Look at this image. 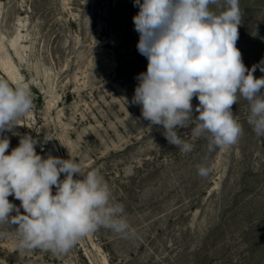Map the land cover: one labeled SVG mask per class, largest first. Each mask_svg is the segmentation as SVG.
<instances>
[{
    "label": "rangeland",
    "instance_id": "obj_1",
    "mask_svg": "<svg viewBox=\"0 0 264 264\" xmlns=\"http://www.w3.org/2000/svg\"><path fill=\"white\" fill-rule=\"evenodd\" d=\"M239 3L236 46L251 69L264 59V0ZM138 12L134 0H0V79L26 84L34 104L18 135L3 134L6 154L25 134L44 158L55 144L60 158L100 171L130 224L126 235L100 228L62 255L20 250L6 225L0 264H264V137L247 122L248 102L232 106L243 127L237 144L209 152L191 126L178 130L191 152L169 144L131 103L148 64L137 50Z\"/></svg>",
    "mask_w": 264,
    "mask_h": 264
},
{
    "label": "clouds",
    "instance_id": "obj_2",
    "mask_svg": "<svg viewBox=\"0 0 264 264\" xmlns=\"http://www.w3.org/2000/svg\"><path fill=\"white\" fill-rule=\"evenodd\" d=\"M134 6L139 8L133 17L137 50L148 64L136 77L131 103L141 106L149 126L162 125L168 143L184 154L194 146L178 130L190 126L193 137L208 141L209 152L231 147L243 135L232 111L242 97L249 105L248 124L264 137V76H254L257 68L264 73V59L251 69L243 63L236 46L243 24L239 0H134ZM194 97L199 115L193 119ZM33 107L26 84L0 79V238L7 236V225L15 230L20 250L62 255L100 228L126 235L125 207L113 200L99 170L85 171L71 158L42 157L36 152L39 141L28 134L6 154L10 140L3 134L18 135L13 129ZM197 170L201 177L210 171Z\"/></svg>",
    "mask_w": 264,
    "mask_h": 264
},
{
    "label": "bare ground",
    "instance_id": "obj_3",
    "mask_svg": "<svg viewBox=\"0 0 264 264\" xmlns=\"http://www.w3.org/2000/svg\"><path fill=\"white\" fill-rule=\"evenodd\" d=\"M52 150H58V147L54 144L51 149L47 152V156L50 154L52 155ZM59 151V150H58ZM53 156V155H52Z\"/></svg>",
    "mask_w": 264,
    "mask_h": 264
},
{
    "label": "water",
    "instance_id": "obj_4",
    "mask_svg": "<svg viewBox=\"0 0 264 264\" xmlns=\"http://www.w3.org/2000/svg\"><path fill=\"white\" fill-rule=\"evenodd\" d=\"M52 155L54 157H59L60 158V153L58 152V150H52Z\"/></svg>",
    "mask_w": 264,
    "mask_h": 264
}]
</instances>
